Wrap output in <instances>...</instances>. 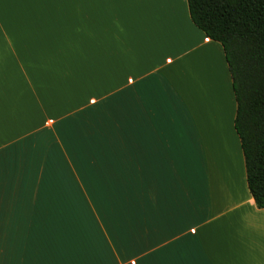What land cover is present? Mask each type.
I'll list each match as a JSON object with an SVG mask.
<instances>
[{
	"label": "crops",
	"instance_id": "obj_1",
	"mask_svg": "<svg viewBox=\"0 0 264 264\" xmlns=\"http://www.w3.org/2000/svg\"><path fill=\"white\" fill-rule=\"evenodd\" d=\"M235 112L187 0H0V264H264Z\"/></svg>",
	"mask_w": 264,
	"mask_h": 264
},
{
	"label": "trees",
	"instance_id": "obj_2",
	"mask_svg": "<svg viewBox=\"0 0 264 264\" xmlns=\"http://www.w3.org/2000/svg\"><path fill=\"white\" fill-rule=\"evenodd\" d=\"M187 6L194 25L223 47L247 186L264 208V0H187Z\"/></svg>",
	"mask_w": 264,
	"mask_h": 264
}]
</instances>
